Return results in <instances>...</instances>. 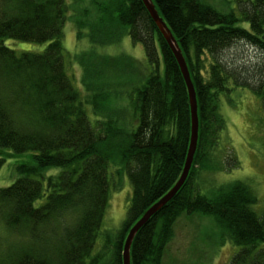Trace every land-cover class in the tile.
Returning <instances> with one entry per match:
<instances>
[{"label":"trees","instance_id":"1","mask_svg":"<svg viewBox=\"0 0 264 264\" xmlns=\"http://www.w3.org/2000/svg\"><path fill=\"white\" fill-rule=\"evenodd\" d=\"M87 1L98 17L72 16L76 30L90 29L93 43L75 57L79 91L66 72L63 48L70 3L0 0V171L13 159L16 173L0 188V264H122L130 228L171 190L184 167L190 109L173 54L141 0L72 4ZM152 2L188 66L198 141L183 186L135 235L130 263L161 264L176 220L200 214L213 218L221 244L236 248L228 264H264V208L254 210L258 200L248 185L236 181L210 196L200 192L201 174L224 171L227 158V165H237L222 145L220 104L231 103L229 96L240 90V97L256 96L264 110V65L247 71L226 55L242 43L264 60V0H234L235 9L227 11L202 0ZM125 39L141 46V62L92 51ZM7 40L47 45L42 53L18 54ZM111 161L126 170L132 197L121 228L104 234L93 255L109 203Z\"/></svg>","mask_w":264,"mask_h":264},{"label":"rangeland","instance_id":"2","mask_svg":"<svg viewBox=\"0 0 264 264\" xmlns=\"http://www.w3.org/2000/svg\"><path fill=\"white\" fill-rule=\"evenodd\" d=\"M202 1L219 11H227L236 7L234 0ZM67 2L70 3L68 13L71 16H69L70 19L63 29L66 72L73 86L80 91L82 88V71L77 66L75 57L90 48L89 46L93 43L90 42L89 38L90 29L79 27V30L78 28L76 30L72 16L90 22L91 17H98L96 13L98 9L97 7L94 8L90 1L77 6L72 4V0H67ZM77 7L89 10L88 15L79 13ZM241 26L246 27V24L243 23ZM5 43L18 54L22 52L42 53L47 45L12 40H7ZM236 46L226 54L229 61H233L236 67H243L247 71H255L258 66L264 65V60L258 51L242 43ZM92 47V51L97 53L99 51L109 55L125 53L135 57L139 62L143 58L141 46L138 44L133 45L128 39L113 46ZM241 92L237 90L231 94L229 96L231 103L224 100L219 108L220 114L226 122V138H222V145L230 151V156H234L237 165H233L232 161L227 165V158L224 162V171L214 173L212 176L205 173L201 174V182H206L200 186V192L210 196L221 185L236 181L243 182L256 195L258 202L254 206V210L261 214L264 208V110L256 96L251 97L248 93H245L240 97ZM236 97L238 99H235ZM88 117L92 118L93 116L90 113ZM19 160L23 161V159H16L15 161ZM14 166L13 159L5 161L0 171V188L8 187L14 182L16 178ZM108 178L109 203L92 251L93 255L100 250L102 243H104V234H114L121 228L126 220L132 197L128 175L118 162L111 161L109 163ZM42 202H39L38 205ZM217 232L216 224L210 216H201L200 214L181 215L172 227V235L166 244L161 264H228L236 248H232L227 243L221 244Z\"/></svg>","mask_w":264,"mask_h":264},{"label":"water","instance_id":"3","mask_svg":"<svg viewBox=\"0 0 264 264\" xmlns=\"http://www.w3.org/2000/svg\"><path fill=\"white\" fill-rule=\"evenodd\" d=\"M141 2L143 3L146 11L148 12L150 18L152 19L157 30L159 31L165 43L167 44L168 48L170 49L171 53L173 54L176 63L179 67V70L181 72V75L183 77L188 93V102L190 109V140H189V146H188L184 167L178 181L175 183V185L171 188V190L167 194H165L161 199H159L155 204H153L143 214V216L130 228L123 245L122 264H131L130 249L134 237L139 231V229L143 227L160 209H162L176 195V193L185 183L196 151V146L198 141V128H199L196 93L192 80L190 78L185 57L183 56L182 51L178 43L176 42L175 38L173 37L171 31L164 23L162 18L159 16L152 0H141Z\"/></svg>","mask_w":264,"mask_h":264}]
</instances>
